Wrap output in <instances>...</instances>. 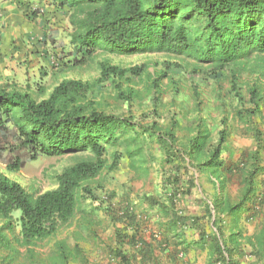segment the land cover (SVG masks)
Here are the masks:
<instances>
[{
    "label": "trees",
    "instance_id": "1",
    "mask_svg": "<svg viewBox=\"0 0 264 264\" xmlns=\"http://www.w3.org/2000/svg\"><path fill=\"white\" fill-rule=\"evenodd\" d=\"M51 2L59 9L70 11L69 55L75 66L86 65L97 52L116 57L165 54L193 61L197 65L207 64L214 73L226 69L229 73L232 65H240L254 54H264V0ZM143 71V66L120 69L103 61L96 82L62 79L48 97L40 100L28 91L0 86V157L8 155L4 163L9 172H18L26 163L40 157L89 154L88 158L58 174L54 189L37 196L27 193L19 183L0 171V218L5 221L0 226V249L11 247L3 231L12 232L14 225L19 227L20 242L26 247L53 237L67 225L76 212L82 192L90 193L84 185L98 172L117 168L119 152H111L109 162L103 145L118 147L119 140L123 139L130 169L138 173L146 169L150 171L143 166L151 158V154L147 156L145 151L148 144H156L161 151L159 172L164 191L160 197H163L164 203L159 204L151 197H146V202L149 207L159 205L166 214V222L156 230L158 235L153 232L149 235L150 242L154 244L147 243L140 229L147 223L148 217L138 223L133 205L126 204L122 217L118 216L117 220L125 223V217V227H132L134 232L127 235L122 234L119 228L115 229L118 244L131 247L130 255L123 249L115 252L119 264H146L155 248H167L169 243L174 247L171 252L176 258L187 248H177L175 244L181 245V241L169 242L165 232L171 231L175 239H181L182 229L185 228L197 229L199 241L211 243L213 262L238 264L234 256H243V242L250 241L242 237V224L264 205V188L260 190L256 181L257 172L264 174L262 167L257 168V164L262 162H230L222 158L227 136V124L224 122L218 130L209 119L195 113L193 122L187 123V129L184 127L187 134L182 139L179 136L182 128L177 120H171L164 130L156 125L142 127L130 117L105 113L95 101L88 99L97 83L122 80L127 74L139 77ZM160 77H167L166 72H162ZM235 85L236 82H232L230 88L238 105L236 119L240 124L252 125L256 151L250 158L257 160L259 151L264 150V133L253 124L254 118L263 112L264 84L260 85L255 80L246 85L248 95L245 98L239 94L243 91ZM195 86L199 87L198 83ZM128 91L131 92L130 89ZM118 96L129 99L122 92ZM214 131L218 135L216 142H213ZM189 168L220 173V194L225 189V181L237 178L244 186L241 199L231 204L221 194L212 202V209H204L202 217L184 214L180 205L182 199L191 194L193 187ZM260 184L264 186V180ZM14 213H18L16 218ZM254 239L261 243V247L253 248L250 255L264 259V232ZM62 248V245L58 246V256L63 264L66 255Z\"/></svg>",
    "mask_w": 264,
    "mask_h": 264
},
{
    "label": "rangeland",
    "instance_id": "2",
    "mask_svg": "<svg viewBox=\"0 0 264 264\" xmlns=\"http://www.w3.org/2000/svg\"><path fill=\"white\" fill-rule=\"evenodd\" d=\"M25 2L24 0L23 4L21 3L22 14L26 15L29 21H25L24 28H28L27 34L33 33L36 36L28 46L33 47L37 57L35 60H30L28 58L30 49L24 48L27 55L15 61L13 67L16 71L11 70L7 85L28 91L37 100L48 97L52 88L62 79L96 82L100 77V64L103 61L120 69L143 66L144 71L139 77H131L127 74L122 80L97 83L93 92L88 95V99L95 101L99 109L105 113L130 117L142 127L156 125L164 130L171 120H177L182 128L179 136L184 139L187 134L184 127L187 123L193 122L195 113L200 114L209 104L214 106L218 102L222 104L219 106L216 104L217 109L236 104L234 92L230 88L232 82H236L235 86L243 91L239 93L243 98L247 94L246 85L249 86L255 80L260 85L264 84V54H254L241 63V66L232 65L229 73L227 69L221 73H214L207 64L197 65L193 61L165 54L116 57L97 52L86 65L75 66L71 63L72 57L69 55L70 11L67 8L55 7L51 0ZM41 53L48 57L47 62L40 61ZM194 68L198 69L193 72ZM164 71L167 77H160ZM193 74L194 83H198L199 88L192 82ZM121 92L129 99L120 98L118 93ZM190 102L195 104L196 110L192 111L189 108ZM262 106L264 120V105ZM210 118H208L210 123L217 129L222 128L223 122L227 125L231 124L225 114ZM263 120L260 119L262 128ZM103 148L109 162L111 152L114 150L119 152L117 168L113 171L98 172L84 185L90 193L82 192L72 220L59 229L53 237L34 242L28 247L21 244L17 225H14L12 232L3 231L11 247L0 249V264H62L58 256L59 245L63 246L61 251L66 255L63 264H104L105 261H108L105 264H119L115 252L122 248H116L114 228H122V225L127 224L125 217L123 221L125 223L117 220L118 216L122 217L121 211L126 208V204L133 205L136 209L138 223L140 221L142 223L143 218L148 217L143 227L147 226L156 231L166 222L164 210L156 204L154 207H149L146 202V197H151L159 204L164 203L163 197H160L164 189L161 185L162 174L159 172L161 151L157 145L152 143L146 147L147 156L151 154V158L147 159L143 166L150 171L146 169L141 173L130 169V160L125 154L123 139L119 140L118 147L104 144ZM88 157V153L40 157L26 163L18 172H9L4 163L9 157L3 154L0 157V171L19 183L27 193L37 196L54 189L57 186L56 176L65 168ZM229 201L232 203L230 199ZM180 207L184 208L183 204ZM147 208H150V211L144 215L143 211ZM13 216L16 218L18 213H14ZM4 223L5 221L0 218V226ZM207 251L212 254L210 248L204 247L197 253L196 250H192L188 254L189 257L202 258ZM185 257L187 258L186 254H179V264H185ZM234 260L238 258L234 256ZM213 261L214 258L210 260V264H216Z\"/></svg>",
    "mask_w": 264,
    "mask_h": 264
},
{
    "label": "crops",
    "instance_id": "3",
    "mask_svg": "<svg viewBox=\"0 0 264 264\" xmlns=\"http://www.w3.org/2000/svg\"><path fill=\"white\" fill-rule=\"evenodd\" d=\"M25 1L27 3H30V0H25ZM23 2L24 0H0V86H5L8 84V76L11 74V70H14V72L16 71L13 67V65L16 63L15 61H18V59L23 57V55H27V52L24 48L30 49V55L28 57L30 58V60L31 59L35 60V57H37V55H35L34 53L35 51L33 50V47L28 46V44L31 43L34 40V37L36 36L33 35V33L31 35L27 34L26 31L28 28H24L25 21H29V19L26 17V15L22 14L21 3L23 4ZM39 23L40 22H38V24ZM29 31L30 29L28 30V32ZM39 56H42L40 61L44 60L43 62H47L48 57L43 56L42 53L39 54ZM216 104L219 106L220 104H222V102H218ZM216 104L214 106L212 104H209L208 107H206L200 112V114L205 119H208L210 117L214 118L219 114H223V115L225 114L229 117V121L231 122V124L226 126L227 136H226V141L222 147V155H221L222 158L230 162H262L257 164L259 166L257 168L260 169V167H262L263 168L262 170L264 171V150L259 151L258 154L259 156L257 160H252L250 158V155L254 151H256V142L253 135V129H252V125L240 124L236 119V108H238L237 102L235 105L230 104L228 107H225L224 109L221 107H218L217 109ZM189 108L192 111L197 109V107L193 102L189 103ZM262 117H263V113L262 115L254 118L255 123L253 124V126H255L257 130H260L261 132L264 133V127L263 128L260 127V119L263 120ZM220 129L221 127L218 130ZM212 136H213V142H216L218 139V135L215 131L213 132ZM189 171H190V175L193 178V187L191 190V194L182 199L184 214L188 216L202 217L204 215V211H205L204 209L206 207L212 209V202L217 197H220L221 194L223 195L224 199H230L232 202L231 204L238 202L243 195L244 186L242 185V182L236 180L237 178L231 179L230 182L225 181L224 182L225 189L220 194L218 187L220 182V173H212L211 171L208 170L197 171L191 168H189ZM257 173L258 174L256 176V181L257 183H259L258 188L260 190H263L264 186H262V184L260 183L261 181L264 180V174H261L260 172ZM147 209L150 211V208ZM133 211L135 214H137L135 208L133 209ZM145 212L148 211L145 209L144 215L146 214ZM122 213L123 211H121V215ZM254 213L255 214L251 216L248 220H246L245 222L242 221L243 222L241 227L243 230L242 237L249 238L250 241L247 242L246 240H244L243 242L244 255L237 257L238 264H253V263L263 264L264 262L263 258L260 259L252 254L250 255V251L253 248L257 249L261 247V243L259 244L258 241L256 242L254 238L258 237L261 233L264 232V205L260 206L259 209ZM138 216H140V214H138ZM212 221H213V216L210 219V225ZM121 227L122 228H119V230L121 231L122 234L126 233L127 235H132L134 232L133 231L134 229H132V227L126 228L125 225H122ZM140 232L143 233L144 236L143 238L147 240V243H153L150 242L151 240L149 237V235H151L152 232L154 233L155 236L158 235V232L156 233V231L150 229L147 226L141 227ZM182 232H183L182 234L183 236L181 239H175L173 236V232L171 231H166L165 234L167 238L169 237V242L172 240H176V242L181 241V245H178L177 243L175 244L177 245V248L180 247L187 248V251L184 252V254L187 255V258L185 257L186 262L184 263L210 264V260L212 261L213 258L211 257V254L208 253V251L205 253L204 257L202 258L195 256L189 257L190 254L188 253L190 251L192 252V250H196L197 253V251H199L202 247L209 249L211 247V243L208 241L200 242L198 236L199 231L197 229L185 228L182 229ZM115 237H116V232H114V239ZM115 244H116V248L118 249L122 248L123 251H125L124 253H127L129 255L131 254V249H130L131 247L129 245L127 244L120 245L118 244V242H115ZM173 248L174 247H172L170 243L168 244L167 248L164 247L161 249L155 248L152 258L147 260L146 264H154V263L179 264V255H177V257L175 258L173 252H171ZM105 262L103 263L105 264Z\"/></svg>",
    "mask_w": 264,
    "mask_h": 264
}]
</instances>
